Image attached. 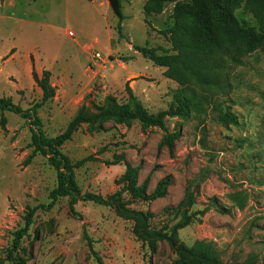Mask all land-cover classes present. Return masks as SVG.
<instances>
[{
    "label": "rangeland",
    "instance_id": "obj_1",
    "mask_svg": "<svg viewBox=\"0 0 264 264\" xmlns=\"http://www.w3.org/2000/svg\"><path fill=\"white\" fill-rule=\"evenodd\" d=\"M191 2L120 0L119 18L108 0H0V97L25 109L41 102L34 74L42 78L50 70L56 95L38 114L45 133L56 136L83 105L98 111L111 96L126 102L130 82L150 114L163 113L164 123L147 129L138 119L82 124L61 146L73 162L84 159L75 169L78 186L103 196L120 191L129 207L150 212L151 225L166 230L182 220L192 196V221L179 229L180 241L209 243L221 264H264V42L240 53L220 27V45L207 42L189 13ZM235 14L244 27L264 33V11L243 5ZM180 20L191 26L190 35L175 28ZM135 46L192 60L200 76L184 71L171 78L167 66ZM189 98L199 109L186 117L179 109ZM129 164L140 166L134 183ZM149 175L148 194L170 177L164 196L135 194ZM56 186L57 172L33 143L28 120L0 109V264H11L8 252L27 206L48 205ZM75 210L64 196L35 211L21 243L26 264H99L87 234L104 264H171L177 258L167 241L139 239L135 220L114 207L78 201Z\"/></svg>",
    "mask_w": 264,
    "mask_h": 264
},
{
    "label": "trees",
    "instance_id": "obj_2",
    "mask_svg": "<svg viewBox=\"0 0 264 264\" xmlns=\"http://www.w3.org/2000/svg\"><path fill=\"white\" fill-rule=\"evenodd\" d=\"M167 1V0H160ZM179 1V0H170ZM245 5L247 8H253L259 12L264 11V0H192L189 4L190 12L198 19L199 30L207 42L214 45H220V40L215 35L218 27L223 29L231 38V44H237V49L241 53H250L260 47L264 42V33L256 32L255 29L244 27L235 14V10ZM182 4L179 3L177 11L181 12ZM119 34L122 35L121 24L118 25ZM175 28L181 31L183 35L191 34V26L180 20L176 23ZM232 32V33H231ZM241 36L244 44L241 46ZM190 47V44H184ZM141 49L144 55L152 59L155 63L168 67V76L177 78L178 74L186 71L193 76L199 78L200 74L194 61L186 60L177 55H158L154 50L148 47L135 46ZM50 70H44L42 78L34 74V78L43 90L42 101L34 104L29 108H23L16 104L9 97H0V109L15 112L27 119L32 132L33 143L47 157L48 163L57 172V186L50 194L51 202L48 205L27 206V212L24 219V225L14 232L12 246L9 249L8 257L11 264H26L20 255L22 239L29 233L33 223L35 211L39 208L50 209L56 200L60 197L68 196L70 198V207L72 212H76L75 203L78 201H93L95 203L114 207L119 215L127 219H134V233L143 242H155L158 240L167 241L170 247L176 252L177 258L171 264H221L217 255L211 249L209 243L197 241L192 246L186 245L180 241L178 231L180 228L188 225L192 221V216L188 213V207L194 202L192 196L187 202L181 221L169 226V229H157L151 224L152 214L143 210H136L129 207L124 200L123 194L117 191L111 195L103 196L99 193L91 191H82L78 186L75 178V169L79 167L84 159L73 162L62 150L61 146L70 140L77 129L84 123L94 124L105 119L115 118L126 122L127 125L132 124L133 119H138L144 129L152 125L162 126L164 123L163 113L157 115L150 114L143 106L140 99L136 96L130 82L126 83V91L128 100L124 103H117L113 96L109 97L106 107H101L98 111H90L85 105L81 106L75 116L69 122L67 128L56 136H48L44 131L42 118L38 114V109L42 104L52 99L56 95V88L50 83ZM199 106L188 99L183 103L179 110L183 111V115L190 117L192 110H198ZM223 116L231 123L237 124V116L229 111H223ZM206 116L203 117V120ZM165 141L172 151L174 149V138L167 135ZM140 166L128 165L127 177L134 183L137 179ZM150 182V175L144 180L139 188H135V194L144 200H155L164 196L171 184L169 176L159 180L157 186L151 194H148L147 187ZM185 202H181L183 205ZM88 244L91 252L97 258L99 264H104L101 256L94 250L93 242L87 234Z\"/></svg>",
    "mask_w": 264,
    "mask_h": 264
},
{
    "label": "water",
    "instance_id": "obj_3",
    "mask_svg": "<svg viewBox=\"0 0 264 264\" xmlns=\"http://www.w3.org/2000/svg\"><path fill=\"white\" fill-rule=\"evenodd\" d=\"M110 6L112 7L114 13L119 17L122 18V12L120 7V0H108Z\"/></svg>",
    "mask_w": 264,
    "mask_h": 264
},
{
    "label": "crops",
    "instance_id": "obj_4",
    "mask_svg": "<svg viewBox=\"0 0 264 264\" xmlns=\"http://www.w3.org/2000/svg\"><path fill=\"white\" fill-rule=\"evenodd\" d=\"M132 87V86H131Z\"/></svg>",
    "mask_w": 264,
    "mask_h": 264
}]
</instances>
